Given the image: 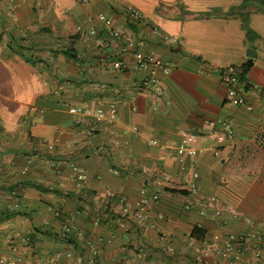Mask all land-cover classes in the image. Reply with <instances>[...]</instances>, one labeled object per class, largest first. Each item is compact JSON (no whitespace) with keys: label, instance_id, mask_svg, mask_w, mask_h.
<instances>
[{"label":"crops","instance_id":"0c3cea01","mask_svg":"<svg viewBox=\"0 0 264 264\" xmlns=\"http://www.w3.org/2000/svg\"><path fill=\"white\" fill-rule=\"evenodd\" d=\"M128 5L143 19H133ZM100 14L124 38H114ZM245 24L254 32L250 40ZM166 35L177 42L167 44ZM127 39L167 62L169 72L139 69ZM248 59L250 84L240 81L244 103L236 104L219 69ZM117 60L120 69L113 68ZM149 76L160 94L140 85ZM110 104L118 119L95 125L91 135L92 119L77 122L69 112L100 106L110 116ZM184 134L196 138L200 152L181 163L175 145ZM72 164L86 171V182L71 179ZM143 185L148 222L130 219L121 229L120 207L134 204ZM55 209H79L80 234L60 239L65 217ZM27 229L31 245L15 248L14 235ZM229 234L244 238L242 264H264L256 255L264 249V5L0 0V257L21 264H228L200 241Z\"/></svg>","mask_w":264,"mask_h":264},{"label":"built area","instance_id":"2783aa9c","mask_svg":"<svg viewBox=\"0 0 264 264\" xmlns=\"http://www.w3.org/2000/svg\"><path fill=\"white\" fill-rule=\"evenodd\" d=\"M127 11L131 14L133 19L141 20L143 19V14L139 9H136L130 5L126 7ZM99 18L103 20L105 26L111 30V34L114 38H124V32L121 28L114 27L112 21L109 18H106L103 14L99 15ZM92 32V31H91ZM163 40L167 44H175L177 40L173 37L164 36ZM127 46L133 50V56L136 62V65L139 69H150L153 70H161L164 73L169 72L170 66L167 62H164L160 59H157L153 52H140L135 48V42L131 39H127ZM123 65L121 60H117L113 63V68L120 69ZM238 67H230L226 68L220 72V79L221 81L227 86L228 88V97L227 99L232 100L236 104H243L244 103V96L241 93L240 87V80L238 77L239 74ZM140 85L146 86L151 85L153 90L156 94H160L162 88L159 84V81L155 79L153 76L145 77L141 80ZM110 116H108L105 110L102 107H95L90 108L86 106H72L69 108V112L72 115H75L77 122H82L86 118L92 119V126L86 130L87 135H91L94 130V126L102 123L104 121H116L118 119V111L115 105L110 104ZM225 132L231 136L232 129L230 128L228 121H221ZM151 143L158 144L160 148H165L168 146L166 143H158L156 140H151ZM178 154H179V161L184 163L185 157H195L199 154L200 149L196 144V138L191 134H184L177 145H175ZM215 154H218V149H216ZM30 160L28 159L26 163L22 166L21 172L26 173L29 169ZM114 173H118V170L114 169ZM70 177L78 184H82L87 180V173L86 171L78 166V165H71V174ZM190 181L188 182V189L191 194L195 195L197 192L196 185H195V178L197 177V172L194 170L190 171ZM153 184H159V180H153ZM12 196H15L16 192L13 190L11 191ZM112 192H108V197H113ZM150 194L148 193V189L145 185L140 187L139 189V197L135 201L134 204H130L128 202H123L120 207V212L118 216H116V223L118 227L121 229L126 230L128 228V223L130 219H135L138 221L142 226H145L148 222V203H149ZM111 200V199H110ZM209 201L213 200L208 198ZM192 205L187 204L184 206L185 209L190 208ZM11 208V206L9 207ZM80 213V210H74L69 213H64L61 209L53 210L52 214L56 217L64 216L65 220L62 223L61 230L59 232V237L62 240H68L72 234L79 233L76 225V217ZM96 222H101V219L98 217ZM31 236L32 230L27 229L23 232H17L14 235V244L15 248L19 246H29L31 245ZM257 238L259 236H256ZM164 240H169L168 235H163L161 237ZM260 241L264 242V236L260 238ZM201 246L204 249H211L215 251L218 255L226 258L228 260V264H242V257L245 252V241L244 238L238 237L234 234H229L221 239V241H217L215 238H202L200 241ZM264 247V246H263ZM94 254L96 252L94 251ZM144 255V254H143ZM256 255L264 256V249H257ZM200 259V256H197ZM146 264H157L154 261H147ZM0 264H21V258L19 257H11V258H4L0 257ZM183 264V263H177Z\"/></svg>","mask_w":264,"mask_h":264},{"label":"trees","instance_id":"16d2710c","mask_svg":"<svg viewBox=\"0 0 264 264\" xmlns=\"http://www.w3.org/2000/svg\"><path fill=\"white\" fill-rule=\"evenodd\" d=\"M255 1L261 5H264V0H255ZM245 29H246V37L248 40H250L252 38V35L254 34V32L246 24H245ZM251 66H252V60L248 59L246 62H243L239 65H230V66L225 67V68L224 67L220 68L219 70L221 72L226 68L238 67L239 71H240L238 74L239 80L245 84V87H247L250 83L246 79V74L249 71V69L251 68Z\"/></svg>","mask_w":264,"mask_h":264},{"label":"water","instance_id":"95a60500","mask_svg":"<svg viewBox=\"0 0 264 264\" xmlns=\"http://www.w3.org/2000/svg\"><path fill=\"white\" fill-rule=\"evenodd\" d=\"M248 56H251L250 54L247 53Z\"/></svg>","mask_w":264,"mask_h":264}]
</instances>
